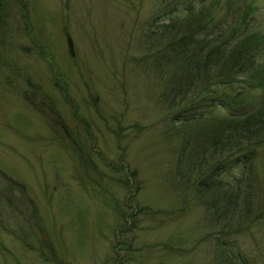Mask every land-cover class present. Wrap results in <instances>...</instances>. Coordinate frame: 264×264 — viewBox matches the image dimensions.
<instances>
[{"label": "rangeland", "instance_id": "obj_1", "mask_svg": "<svg viewBox=\"0 0 264 264\" xmlns=\"http://www.w3.org/2000/svg\"><path fill=\"white\" fill-rule=\"evenodd\" d=\"M205 1L212 13L200 35L229 25L264 35V0ZM203 2L27 0L30 23L14 19L20 27L12 44L0 40V167L26 185L25 192L12 193L16 206L0 200V264H222L221 241L229 252L239 250L246 264H264V226L205 239L223 224V213L209 215L177 179L180 135L144 57L157 39L154 30L181 18L187 6L197 12ZM34 38L53 52L55 64L46 63ZM221 90L209 87L182 113L208 107ZM263 149L254 156L260 174ZM224 156L227 171L217 174L232 181L246 163ZM260 187L251 194H264ZM241 189L235 221L244 213L243 181ZM125 211L131 214L126 219Z\"/></svg>", "mask_w": 264, "mask_h": 264}, {"label": "trees", "instance_id": "obj_2", "mask_svg": "<svg viewBox=\"0 0 264 264\" xmlns=\"http://www.w3.org/2000/svg\"><path fill=\"white\" fill-rule=\"evenodd\" d=\"M205 2L197 12L195 6H187L181 18H173L158 31L154 30L155 41L160 42L156 44L153 41L144 57L151 60V67L157 75L155 79L161 88L157 98L168 108V121L180 135L174 162L177 179L192 189L209 215L223 213L225 221L215 231L206 232V239L213 232L241 235L253 226L259 230L264 226V194L258 197L251 194V190L264 187V168L261 176L259 166L254 164L258 148L264 145V35L259 32L244 34L235 25L219 29L209 36L200 35L212 13ZM29 13L27 0H0V40L3 44H12L14 28L20 27L19 23L17 26L14 24V19L21 17L28 25ZM64 30L68 51L72 55V40L66 28ZM34 42L46 63L55 64L53 52L42 39L34 38ZM219 86L222 93L211 102L208 100V107L199 110L196 107L189 116L182 113L186 110L183 107L193 105L203 91ZM228 90L230 94L226 93ZM256 90L260 92L258 96L254 95ZM64 91L67 95L66 89ZM217 107L228 108L229 111L220 115L216 112ZM73 111L76 113L77 108ZM263 154L264 149L259 156L263 157ZM219 155H239L241 161H245L239 177L226 181L221 173L217 174L220 170L227 171L223 168L227 157L220 159ZM209 158L213 163L208 165ZM200 162H208L206 166L204 163L206 168L203 171L197 170ZM124 171L127 174V169L123 168ZM126 176L127 179L133 178L131 174ZM242 181L248 193L244 192V213L235 221L233 214L242 195ZM15 189L25 192L26 185L1 168L0 200L5 198L10 205H15L12 197ZM135 190H140L138 185H135ZM32 210L33 218L38 219L35 208ZM123 215L125 219L131 216L129 211ZM124 227L126 229L128 225ZM119 229L117 227L114 233ZM115 238L114 252L117 254L119 240L117 236ZM20 240L24 241V238ZM224 244V241L220 242L224 254L222 264H246L239 250L229 252ZM234 244L232 242V246ZM172 248L176 250L177 247Z\"/></svg>", "mask_w": 264, "mask_h": 264}]
</instances>
